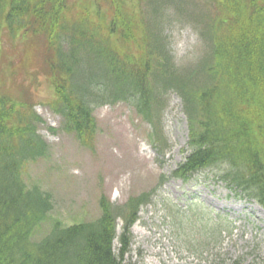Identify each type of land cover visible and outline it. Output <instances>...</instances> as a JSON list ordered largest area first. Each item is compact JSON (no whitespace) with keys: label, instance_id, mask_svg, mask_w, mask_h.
<instances>
[{"label":"rangeland","instance_id":"rangeland-1","mask_svg":"<svg viewBox=\"0 0 264 264\" xmlns=\"http://www.w3.org/2000/svg\"><path fill=\"white\" fill-rule=\"evenodd\" d=\"M165 1L179 11L182 8L181 13L175 7L163 6L158 15L163 11L164 14L157 18L150 7L147 35L161 33L177 64L184 69L207 62L211 52L197 38L195 30L202 27L193 25L190 16L200 17L198 13L203 9L201 16L209 27L217 20L238 23L253 16L251 13L257 7L264 10L261 0H255L254 9L249 7L248 0H221L230 14L207 12L210 0ZM239 2L244 7L239 8ZM62 3L67 6L64 19L73 21L86 14L107 33L113 26L114 15L121 12L114 19V34L118 32L111 37L112 49L128 60L126 63L140 55L139 44L146 25L140 17L138 0ZM144 10L149 11L147 5ZM126 18L142 24L120 27V21L130 26ZM30 35L26 34L23 42ZM33 36L27 43L9 49L2 43L7 35H0V101L5 102L6 108L0 106L5 111L19 102L23 107H33L41 120L36 125L37 134L47 144L44 157L21 167L25 187L47 194L52 205V210L32 231L31 242L41 241L55 226L61 229L95 221L102 214V198L121 207L130 198L149 194L150 201L139 208L138 221L130 229L131 246L124 256L125 264H264V210L254 200L231 193L216 177L225 170L224 166L203 170L187 182L172 177L187 155L188 126L176 94L165 97L160 113V134L166 146L151 142L149 124L124 102L97 107L93 112L92 136H87V143L82 144L75 135L62 130L61 117L49 108L55 98L53 78L42 57L50 56L47 49L39 53L46 45L44 36ZM149 43L150 38L146 46ZM193 71L200 80L194 92L197 94L206 86L207 73ZM241 78L246 79V75ZM157 91L161 93L162 89ZM261 125L264 128V116ZM119 213L125 215L128 211ZM121 226L122 220L117 219L118 235ZM118 246L115 242V254Z\"/></svg>","mask_w":264,"mask_h":264},{"label":"trees","instance_id":"trees-1","mask_svg":"<svg viewBox=\"0 0 264 264\" xmlns=\"http://www.w3.org/2000/svg\"><path fill=\"white\" fill-rule=\"evenodd\" d=\"M248 1L254 9L256 1ZM161 3L160 7L165 4ZM66 7L62 0H0V35L3 27L14 34L36 32L50 46L55 98L49 108L61 117L62 130L85 144L93 132V109L130 99L147 117L144 101L153 81V87L164 86L187 99L193 147L175 176L190 177L201 168L226 165L224 181L230 190L252 196L264 208V10L257 7L253 16L225 24L220 36L201 34L203 43L211 46L212 60L193 69L179 70L159 36L154 46L157 70L148 72L149 64L143 66L148 60L138 71L119 62L108 36H99V28L86 14L73 21L64 19ZM197 69L204 75L208 72L202 96L193 90L200 84L193 71ZM149 76L151 80L146 79ZM196 100L194 107L191 101ZM40 121L31 107L0 114V264H122L131 242L126 235L137 219L141 197L126 205L118 255L112 250L116 211L103 200L97 221L56 226L41 241H30L34 228L52 210L49 196L37 188L27 189L21 177L25 162L46 154L47 144L36 131Z\"/></svg>","mask_w":264,"mask_h":264}]
</instances>
